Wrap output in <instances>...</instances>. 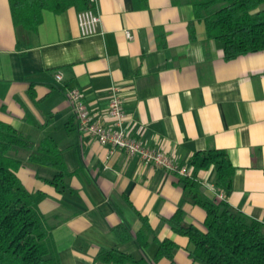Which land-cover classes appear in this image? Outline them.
<instances>
[{"label":"crops","instance_id":"0c3cea01","mask_svg":"<svg viewBox=\"0 0 264 264\" xmlns=\"http://www.w3.org/2000/svg\"><path fill=\"white\" fill-rule=\"evenodd\" d=\"M93 10L100 33L84 38L76 8L44 10L33 31L15 26L10 1L0 0V121L36 144L52 138L70 175L60 193L47 183L56 171L30 165V153L19 150V178L46 194L40 208L61 264H105L97 258L110 251L173 264L155 262L167 240L178 245L175 264H199L189 239L168 223L181 210L187 225L205 229L193 194L226 200L264 223V50L226 60L189 0H95ZM115 87L126 126L190 177L82 132L69 90H81L94 118L109 126ZM212 149L227 151L237 170L228 194L214 186L213 170L199 173L200 187H185L194 155Z\"/></svg>","mask_w":264,"mask_h":264},{"label":"trees","instance_id":"16d2710c","mask_svg":"<svg viewBox=\"0 0 264 264\" xmlns=\"http://www.w3.org/2000/svg\"><path fill=\"white\" fill-rule=\"evenodd\" d=\"M15 26L36 31L42 12L93 9L91 0H9ZM195 19L205 24L210 40L224 47L225 59L264 50V0H189ZM19 150L30 153L29 164L56 171L47 183L60 193L68 188L69 177L61 151L52 138L38 144L13 126L0 121V264H61L53 237V228L40 205L46 194L29 191L19 171L24 163L14 155ZM193 176L185 187H200L198 175L213 170V184L220 193L233 188L236 168L225 150L199 152L191 160ZM194 203L206 211L205 229L185 223L179 210L169 224L177 235L190 241V258L199 264H264V223L233 208L226 200L193 194ZM147 245L145 244V247ZM178 245L171 240L160 244L155 262L163 258L174 263ZM97 261L105 264H149L119 251L102 252Z\"/></svg>","mask_w":264,"mask_h":264},{"label":"built area","instance_id":"2783aa9c","mask_svg":"<svg viewBox=\"0 0 264 264\" xmlns=\"http://www.w3.org/2000/svg\"><path fill=\"white\" fill-rule=\"evenodd\" d=\"M93 3L95 0H91ZM79 29L82 37H91L100 33L101 19L93 9L83 10L78 13ZM127 38L131 39L132 34L127 32ZM57 79L63 80L61 74ZM122 90L118 87L112 90V99L109 106V118L111 124L105 126L101 121L94 118L88 105L84 102V95L79 89H70L68 97L72 102L76 118L82 132L95 138L103 146H111L113 149L121 150L130 156L138 155L147 165H154L170 172L181 174L185 177L191 176L188 167L178 165L166 153L149 148L143 144L126 126L127 114L125 112Z\"/></svg>","mask_w":264,"mask_h":264}]
</instances>
